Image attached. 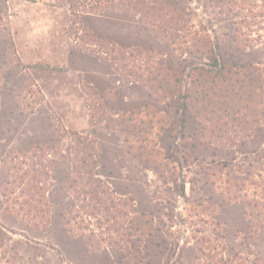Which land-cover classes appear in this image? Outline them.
<instances>
[{
	"label": "rangeland",
	"instance_id": "obj_1",
	"mask_svg": "<svg viewBox=\"0 0 264 264\" xmlns=\"http://www.w3.org/2000/svg\"><path fill=\"white\" fill-rule=\"evenodd\" d=\"M148 1L187 36L203 25L230 62L264 61L237 0ZM156 26L122 7L74 17L65 0H0V264H116L112 214L66 223V130L94 140L124 219L149 217L151 236L129 240L149 264H264L263 90L235 100L234 120L190 102L181 114L200 62Z\"/></svg>",
	"mask_w": 264,
	"mask_h": 264
},
{
	"label": "trees",
	"instance_id": "obj_2",
	"mask_svg": "<svg viewBox=\"0 0 264 264\" xmlns=\"http://www.w3.org/2000/svg\"><path fill=\"white\" fill-rule=\"evenodd\" d=\"M65 1L70 14L74 17L97 14L108 7H122L133 11L143 22L153 26L157 25L156 27L168 37V42L180 49V54L186 53L192 59L198 60L200 65L194 66L182 79L184 91L180 104L181 114L188 108L190 102L216 112L217 116L224 114L234 120L235 100L244 101V97L245 100L246 98L250 100L256 92L262 95L263 90L264 93V61L240 66L235 61L230 62L218 50V44L209 38L208 31L203 25L201 34L194 33L192 36H187L188 32L181 29L179 17L173 18L172 12L166 10L161 3H152L148 0ZM237 1L242 5L241 8L246 10V18L251 20L247 26L256 25L255 28L249 29L252 35L251 38L249 34V39L252 42L254 38L253 40L257 41L256 45L264 48V35L260 34L264 30V0ZM256 30L260 33L254 35L257 33ZM182 121L183 118L181 123ZM66 133L72 142L69 151L70 171L64 186L65 193L70 197L68 212L64 213L65 217L69 215L66 223L74 222L79 229L84 230L88 219L97 217L99 214L110 218L112 214V219H116L112 224V229L116 232L121 231L117 239L111 240V243L114 242L117 245L114 248L116 264H142L144 262L149 264L147 259L149 251L141 252V248L143 246L150 249V247L146 243L134 244L135 242H132V245L129 244L132 236H135L138 242L151 236V232L145 231V228L151 224L149 217L141 213L132 221L124 219L128 214L125 210L126 199L113 196L109 186L96 172L98 165L94 140L74 130H66ZM40 174H43L42 170L41 173L35 172L33 179L37 180ZM32 195L34 196V193ZM33 196L29 203L34 200ZM119 217H123V220H119ZM130 223L134 225L127 228L126 226ZM128 229L130 232L126 231ZM84 238L92 241L90 235Z\"/></svg>",
	"mask_w": 264,
	"mask_h": 264
}]
</instances>
